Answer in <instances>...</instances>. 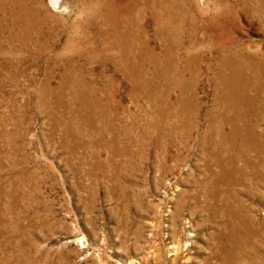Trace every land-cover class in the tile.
Wrapping results in <instances>:
<instances>
[{
  "label": "rangeland",
  "instance_id": "obj_1",
  "mask_svg": "<svg viewBox=\"0 0 264 264\" xmlns=\"http://www.w3.org/2000/svg\"><path fill=\"white\" fill-rule=\"evenodd\" d=\"M64 1L0 0V264H264V0Z\"/></svg>",
  "mask_w": 264,
  "mask_h": 264
},
{
  "label": "bare ground",
  "instance_id": "obj_2",
  "mask_svg": "<svg viewBox=\"0 0 264 264\" xmlns=\"http://www.w3.org/2000/svg\"><path fill=\"white\" fill-rule=\"evenodd\" d=\"M4 1H6V0H4ZM15 1V0H14ZM19 1V0H18ZM34 1H37V0H22V6H23V11H19L18 12V15H17V18L22 22V23H24L25 21H26V19H31L30 20V22H31V26L33 25L34 27H37L38 28V32H40V33H42V34H44V31H45V29H49V30H51V31H53L52 29H54V27H56L55 26V24L58 22V21H56L54 18H50V19H47L46 17V19H45V21L42 19V14H40V12H41V6L39 5V7H32V6H30V4L31 3H33ZM104 1V0H103ZM140 0H137V2H139ZM144 2H145V5H146V7L145 8H151V9H155V10H160V8L163 6L162 5V3L165 1V2H167V0H143ZM172 1H174V0H172ZM84 2V6H86L87 7V10H85V11H82V12H84L83 14H86V17H85V20H83L82 19V12H80V14H79V16L80 17H76V18H74L73 19V21H71V23H70V20L69 21H67V24H69V28L70 29H72L77 35H75L74 36V38H73V42H76L77 40H79V35H78V32H80L81 30V28L82 27H86V26H90V25H96V24H98L99 23V20H100V18H101V11H100V9H101V0H98V3H96V4H94L92 1H90V0H82V3ZM97 2V1H96ZM105 2V1H104ZM134 2H135V5H136V1L134 0ZM141 2V1H140ZM6 3V2H5ZM118 3V2H117ZM123 3H125V2H123ZM122 3V4H123ZM0 4H2L1 2H0ZM51 4H52V6H53V8L54 9H68L69 7L67 6V4H66V2L64 1V0H51ZM107 4V3H106ZM142 4V3H141ZM127 5V3L126 4H123V5H117L116 4V0H113L112 1V7H111V11L112 12H114V13H116V14H118V10H120V9H124V8H126V7H129V8H131V7H133V6H131V4L130 3H128V5ZM143 5V4H142ZM9 6V5H8ZM110 6V5H109ZM131 6V7H130ZM140 6V5H139ZM165 6V5H164ZM164 6L162 7V10H163V8H164ZM168 6H170V4H168ZM171 6H172V4H171ZM210 6V5H209ZM4 7V6H3ZM7 8V7H6ZM11 8V7H10ZM15 8V7H14ZM14 8H13V11H14ZM43 8V7H42ZM85 8V7H84ZM144 8V7H143ZM8 9V8H7ZM21 9V8H20ZM166 9V8H165ZM172 9V8H171ZM171 9H168V10H171ZM6 10V9H5ZM102 10H103V7H102ZM109 10V9H108ZM130 10V9H129ZM135 10V9H134ZM8 11H10V10H8ZM121 11V10H120ZM6 12V11H5ZM4 12V13H5ZM70 12V11H69ZM103 12V11H102ZM131 12H133V11H131ZM144 12V11H143ZM164 12V11H163ZM4 13H2V14H4ZM12 13V12H11ZM168 13V12H167ZM166 13V14H167ZM263 13V12H262ZM87 14H88V16H87ZM105 14V13H104ZM103 14V15H104ZM125 14V13H124ZM127 14V13H126ZM171 14V13H170ZM13 13H12V18H13ZM60 15V14H59ZM112 15V14H111ZM119 15V14H118ZM169 15V14H168ZM174 15V14H173ZM5 16V15H4ZM11 16V15H10ZM19 16V17H18ZM106 16V15H105ZM120 16V15H119ZM124 16V15H123ZM128 16V15H127ZM140 16V15H139ZM171 16V15H170ZM1 17H3V16H1ZM6 17H7V15H6ZM108 17H110V16H108ZM112 17V16H111ZM122 17V16H121ZM156 17V16H155ZM11 18V17H10ZM49 18V17H48ZM116 18V17H115ZM118 18V17H117ZM127 18H129V17H127ZM134 18V17H133ZM141 18H142V15H141ZM63 19V18H62ZM104 19V18H103ZM109 19V18H108ZM113 19V18H112ZM111 19V20H112ZM170 19V18H169ZM2 20V19H1ZM5 20V22L7 21L6 19H4ZM12 20V19H11ZM9 21V20H8ZM7 21V22H8ZM13 21V20H12ZM130 21V20H129ZM19 22V21H18ZM21 22H19V23H21ZM29 22V23H30ZM111 22V21H110ZM113 22V21H112ZM117 22V21H116ZM126 23V22H125ZM133 23V22H132ZM139 23V22H138ZM137 23V24H138ZM13 24V23H12ZM61 24V23H60ZM66 24V23H65ZM100 24V23H99ZM120 24V23H119ZM18 25V24H17ZM21 25V24H20ZM112 25H113V23H112ZM129 25V24H128ZM132 25V24H131ZM135 25V24H134ZM158 25H160V24H158ZM28 26V25H27ZM26 26V27H27ZM64 26V25H63ZM97 26V25H96ZM114 26V25H113ZM113 26H111V27H113ZM118 26V25H117ZM124 26V25H123ZM2 27V26H1ZM6 27V26H5ZM17 27V26H16ZM110 27V28H111ZM119 27V26H118ZM161 27V26H160ZM21 28H23V27H21ZM43 28H44V30H43ZM102 28V27H101ZM115 28V27H114ZM134 28V27H133ZM14 29V28H13ZM25 29V28H24ZM57 29V28H56ZM84 29V28H83ZM126 29V28H125ZM144 29V28H143ZM64 30V29H63ZM80 30V31H79ZM101 30V29H100ZM132 30V29H131ZM4 31V30H3ZM18 31V30H17ZM48 31V30H47ZM50 31V32H51ZM176 31V30H175ZM6 32V31H5ZM27 32V31H26ZM37 32V33H38ZM46 32V31H45ZM56 32V31H55ZM58 32V31H57ZM61 32V31H60ZM69 32V31H68ZM72 32V31H71ZM116 33L118 32V31H115ZM23 33H25V32H22V34ZM28 33V32H27ZM51 33H53V32H51ZM62 33V32H61ZM90 33V32H89ZM102 33H104V32H102ZM113 33V32H112ZM119 33V32H118ZM128 33V32H127ZM140 33V32H139ZM17 34V33H16ZM21 34V35H22ZM86 34V33H85ZM179 34V33H178ZM38 35H39V33H38ZM41 35V34H40ZM84 35V34H83ZM87 35V34H86ZM101 35V34H100ZM4 36H6V35H4ZM3 36V37H4ZM25 36V35H24ZM31 36V35H30ZM29 36V37H30ZM45 36V35H44ZM89 36V35H88ZM96 36H98V35H96ZM114 36V35H113ZM127 36V35H126ZM125 36V37H126ZM39 37V36H38ZM49 37V36H48ZM73 37V36H72ZM93 37V36H92ZM101 37V36H100ZM106 37V36H105ZM11 38V37H10ZM28 38V37H27ZM84 39H85V37H83ZM107 38H108V36H107ZM33 39V38H32ZM66 39H68V38H66ZM72 39V38H71ZM71 39H69V41L71 40ZM94 39V38H93ZM113 39H114V37H113ZM41 40V39H40ZM108 40H110V39H108ZM112 40V39H111ZM110 40V41H111ZM116 40V39H115ZM8 41V40H7ZM20 41H21V39H20ZM140 41V40H139ZM14 42L16 43L17 41H15L14 40ZM22 42V41H21ZM20 42V43H21ZM38 42H39V40H38ZM55 42V41H54ZM91 42V41H90ZM89 42V43H90ZM97 42V41H96ZM109 42V41H108ZM10 43V42H9ZM29 43V42H28ZM66 43V42H65ZM84 43V42H83ZM101 43V42H100ZM111 43H112V41H111ZM25 44V43H24ZM35 44V43H34ZM56 44V43H55ZM68 44V43H67ZM66 44V45H67ZM73 44V43H72ZM131 44V43H130ZM15 46H16V44H14ZM26 45V44H25ZM44 45V44H43ZM76 45V44H75ZM84 45V44H83ZM89 45V44H88ZM128 45V44H127ZM19 46V45H18ZM27 46H29V45H27ZM32 46V45H31ZM42 46V45H41ZM46 46V45H45ZM62 46H64V45H62ZM77 46V45H76ZM93 46V45H92ZM23 47V46H22ZM49 47V46H48ZM53 47V46H52ZM67 47V46H66ZM78 47V46H77ZM88 47V46H87ZM95 47V46H94ZM97 47V46H96ZM106 47V46H105ZM108 47V46H107ZM13 48V47H12ZM28 48V47H27ZM36 48H37V46H36ZM39 48H40V46H39ZM44 47H42V48H40V49H43ZM51 48V47H50ZM69 48V47H68ZM98 48H99V46H98ZM97 48V49H98ZM110 48V47H109ZM17 49V48H16ZM49 49V48H48ZM70 49V48H69ZM68 49V50H69ZM73 49H75V48H73ZM79 49V48H78ZM96 49V50H97ZM125 49V48H124ZM34 50H35V48H34ZM51 50V49H50ZM49 50V51H50ZM64 50V49H63ZM65 50H67V49H65ZM67 50V51H68ZM72 50V49H71ZM24 51V50H23ZM52 51H53V49H52ZM55 51V50H54ZM57 51V50H56ZM55 51V52H56ZM78 51V50H77ZM94 51V50H93ZM100 51H101V49H100ZM61 51H59V53H60ZM69 52V51H68ZM71 52V51H70ZM73 52V51H72ZM76 52V51H75ZM90 52V51H89ZM25 53V52H24ZM46 53V52H45ZM74 53V52H73ZM94 53V52H93ZM98 53V52H97ZM154 53V52H153ZM18 54V53H17ZM22 54V53H21ZM28 54V53H27ZM32 54V53H31ZM35 54V53H34ZM42 54V53H41ZM44 54V53H43ZM58 54V53H57ZM65 54H67V53H65ZM95 54H96V52H95ZM94 54V55H95ZM55 55V54H54ZM61 55V54H60ZM77 55H78V53H77ZM112 55V54H111ZM244 55V54H243ZM17 56V55H16ZM44 56H45V54H44ZM62 56V55H61ZM64 56V55H63ZM80 56V55H79ZM90 56V55H89ZM97 56V55H96ZM129 56V55H128ZM34 57V56H33ZM48 57V56H47ZM57 57V56H56ZM60 57V56H59ZM37 58H38V56H37ZM66 58H68V56L66 57ZM65 58V59H66ZM71 58V57H70ZM84 58V57H83ZM18 59V58H17ZM47 59H49V58H47ZM64 60V59H63ZM35 61V60H34ZM38 61V60H37ZM75 62V61H74ZM264 62V61H263ZM64 63H66V62H64ZM73 63V62H72ZM76 63V62H75ZM127 63V62H126ZM125 63V64H126ZM74 65V64H73ZM52 67V66H51ZM54 69V68H53ZM51 71V70H50ZM53 71V70H52ZM51 71V72H52ZM70 71V70H69ZM68 71V72H69ZM65 72V71H64ZM67 73V72H66ZM155 73V72H154ZM64 74V73H63ZM64 77V76H63ZM241 77V76H240ZM230 103V102H229ZM166 116V115H165ZM216 117V116H215ZM194 118V117H193ZM190 123V122H189ZM171 136V135H170ZM241 142V141H240ZM221 147V146H220ZM225 149V148H224ZM216 207V206H215ZM238 212V211H237ZM245 223V222H244Z\"/></svg>",
  "mask_w": 264,
  "mask_h": 264
}]
</instances>
